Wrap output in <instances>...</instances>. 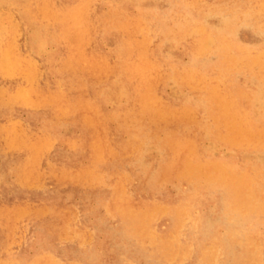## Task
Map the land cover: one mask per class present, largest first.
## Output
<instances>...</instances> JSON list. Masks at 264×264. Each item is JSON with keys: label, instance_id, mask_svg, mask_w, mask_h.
Returning <instances> with one entry per match:
<instances>
[{"label": "rangeland", "instance_id": "rangeland-1", "mask_svg": "<svg viewBox=\"0 0 264 264\" xmlns=\"http://www.w3.org/2000/svg\"><path fill=\"white\" fill-rule=\"evenodd\" d=\"M0 264H264V0H0Z\"/></svg>", "mask_w": 264, "mask_h": 264}, {"label": "bare ground", "instance_id": "bare-ground-1", "mask_svg": "<svg viewBox=\"0 0 264 264\" xmlns=\"http://www.w3.org/2000/svg\"><path fill=\"white\" fill-rule=\"evenodd\" d=\"M93 62V61H92ZM136 66V65H135ZM99 72V71H98ZM133 72V71H132ZM136 78V77H135ZM140 84V83H139ZM137 88V87H136ZM162 114V113H161ZM128 117V116H127ZM126 118V117H125Z\"/></svg>", "mask_w": 264, "mask_h": 264}]
</instances>
